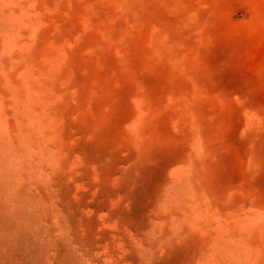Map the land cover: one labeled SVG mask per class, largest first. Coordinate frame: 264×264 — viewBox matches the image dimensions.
Returning a JSON list of instances; mask_svg holds the SVG:
<instances>
[{"label": "rangeland", "instance_id": "374dc122", "mask_svg": "<svg viewBox=\"0 0 264 264\" xmlns=\"http://www.w3.org/2000/svg\"><path fill=\"white\" fill-rule=\"evenodd\" d=\"M0 264H264V0H0Z\"/></svg>", "mask_w": 264, "mask_h": 264}]
</instances>
